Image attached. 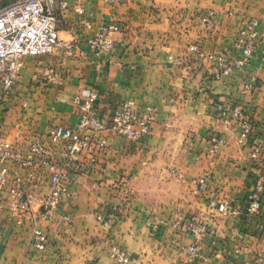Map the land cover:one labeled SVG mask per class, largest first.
I'll list each match as a JSON object with an SVG mask.
<instances>
[{"label": "crops", "instance_id": "obj_1", "mask_svg": "<svg viewBox=\"0 0 264 264\" xmlns=\"http://www.w3.org/2000/svg\"><path fill=\"white\" fill-rule=\"evenodd\" d=\"M208 11L215 13L211 25L198 18ZM250 19L264 31V0L71 1L58 35L74 44V55L57 48L22 59L12 92L0 90L2 135L23 150L49 145L47 126L74 129L90 93L98 95L93 109L102 118L131 101L155 120L138 140L89 133L96 162L71 175L50 220L40 219L36 203L26 215L4 211L0 264H114L112 246L126 251L128 264H264V227L258 226L264 225V191L259 214L245 210L255 172L264 173V45L249 66L221 80L211 77L212 61L191 51L195 45L204 55L234 56ZM109 23L120 27L116 46L97 55L87 39ZM252 78L256 86L247 90ZM222 107L248 115L252 131L243 143ZM217 140L222 143L213 150ZM42 172L44 196L51 191L50 169ZM203 177L208 186L199 191ZM180 216L207 229L196 257L188 247L197 239L178 223ZM36 228L46 235L43 250L31 244Z\"/></svg>", "mask_w": 264, "mask_h": 264}, {"label": "built area", "instance_id": "obj_2", "mask_svg": "<svg viewBox=\"0 0 264 264\" xmlns=\"http://www.w3.org/2000/svg\"><path fill=\"white\" fill-rule=\"evenodd\" d=\"M71 1L80 0H14L0 8V90L5 95L12 92L21 73L24 57L48 55L57 48H65L69 55H74V44L61 40L58 35L60 15ZM109 1L122 3L133 0ZM57 4L59 7L56 8ZM78 10L83 12L81 8ZM214 14L213 11H208L198 18L203 24L211 25ZM119 29L116 23L99 26L87 39L89 49L97 55L112 51L116 46L114 36ZM260 43L264 45V31L259 29L257 19H250L241 28L235 41L234 56L226 53L204 55L195 45L191 47V51L212 61L211 77L221 80L236 69L249 66ZM261 61L264 63V46ZM256 83V78H252L245 88L248 90L256 86ZM97 100L98 95L90 93L82 104V113L74 129L48 125L46 135L49 145L37 142L23 150L0 132V220L4 211L26 215L34 203L39 205L40 219L50 220L63 203L67 191L66 183L71 175L82 172L86 165L93 166L96 162L89 133L110 131L130 140H138L151 132L155 120L153 113H140L133 102L123 101L115 108L112 117L105 119L93 109ZM222 114L226 122L231 121L238 128L239 141L243 143L252 131L248 115L239 107L229 111L223 108ZM215 143L213 150L217 149L222 140ZM260 144L261 142L257 141L251 148V156L254 159L259 157ZM45 168L50 169L51 191L42 196L38 190L43 180L42 170ZM255 175L254 189L245 198V210L249 216L258 215L262 207L264 173L256 171ZM207 186V177L198 180L199 191H204ZM226 209V204L220 206L221 211ZM177 220L178 223L183 222V227L196 237L197 241L188 247L189 255L196 257L200 251L198 241L206 236V227L183 216ZM258 226L264 227L263 224ZM46 242L45 232L36 228L31 244L43 250ZM111 256L114 264L129 263L128 254L119 246H112Z\"/></svg>", "mask_w": 264, "mask_h": 264}, {"label": "rangeland", "instance_id": "obj_3", "mask_svg": "<svg viewBox=\"0 0 264 264\" xmlns=\"http://www.w3.org/2000/svg\"><path fill=\"white\" fill-rule=\"evenodd\" d=\"M12 1L14 0H0V8L8 5Z\"/></svg>", "mask_w": 264, "mask_h": 264}]
</instances>
